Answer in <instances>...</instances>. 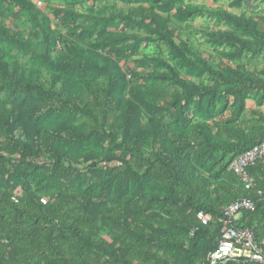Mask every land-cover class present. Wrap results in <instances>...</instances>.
Here are the masks:
<instances>
[{
	"label": "trees",
	"instance_id": "1",
	"mask_svg": "<svg viewBox=\"0 0 264 264\" xmlns=\"http://www.w3.org/2000/svg\"><path fill=\"white\" fill-rule=\"evenodd\" d=\"M150 1L145 0L152 4L148 10L117 16L154 36L147 41L162 42L170 53L173 66L154 60L165 72L142 76L148 87L130 85L119 66L122 49L114 45L124 36L107 37L83 52L74 32L52 30L23 2L42 37L39 51L6 31L0 5V40L37 56L45 66L57 48V65L65 73L90 70L103 79L71 82L57 75L46 87L38 72L0 52V96L7 102L0 97V264H206L217 246L223 207L242 197L252 199L255 210L242 213L238 226L251 229L256 241L264 240V199L256 195L264 185V161L249 170L256 182L252 191L228 170L233 159L264 141V130L251 125L226 144L214 141L203 124L186 133L166 121L193 102L213 108L230 98L239 115L249 96L264 94V80L211 67L186 42L177 43L168 21L156 13L155 8L170 13L173 1ZM177 10L191 17L205 9ZM213 13L252 40L210 33L212 44L233 47L237 55L264 47V35L250 20L223 10ZM54 14L72 29L71 14L63 9ZM106 47L110 54L102 57L96 49ZM182 71L206 75L212 85H196ZM82 119L85 123H76ZM205 159L221 164V181L200 172ZM200 211L210 217L208 226L197 218Z\"/></svg>",
	"mask_w": 264,
	"mask_h": 264
},
{
	"label": "rangeland",
	"instance_id": "2",
	"mask_svg": "<svg viewBox=\"0 0 264 264\" xmlns=\"http://www.w3.org/2000/svg\"><path fill=\"white\" fill-rule=\"evenodd\" d=\"M156 0H151L154 2ZM174 7L170 13L162 12L155 8L156 13L166 19L169 30L175 33L177 43L186 42L189 49L204 59L216 70H239L241 73L251 75L254 78L264 80V47L261 49L244 50L240 55L234 52L233 47L212 44L210 33H230L241 40H252L244 31L231 27L222 21L213 11L223 10L235 16L244 17L254 23L260 33L264 35V0H172ZM29 3L52 30L61 35L75 33L79 48L83 52L93 50V45L106 40L107 37L124 36V41L114 45L116 49H122L119 66L123 73L127 74V81L132 86L148 87L143 77L164 73L165 70L157 65L154 60H163L174 65L170 53L162 42L147 41L154 39L142 30L130 28L117 18L119 14H129L138 9H150L152 4L145 0H0L4 9L2 25L7 32L21 35L24 41H31L42 51V37L27 12L21 8L22 3ZM160 7V2H156ZM156 7V6H155ZM163 8V7H162ZM177 8L186 11L188 9H205L201 14L187 17L178 14ZM55 9H63L72 17H68L72 29L63 27L54 14ZM96 23V24H95ZM102 56L110 54L108 47L96 49ZM0 52H4L9 60L15 61L20 67L39 73L40 83L49 85L51 76L66 78L71 82L96 81L102 83L103 79L94 76L90 70L83 73L67 74L57 65L61 59L60 52L53 50L51 59L53 62L43 64L41 59L27 53L11 41L0 40ZM91 57L85 56V59ZM63 71V72H62ZM135 75V76H133ZM184 78L196 85L211 86L212 81L206 75L197 76L196 73L182 71ZM143 76V77H142ZM57 88L60 85L56 86ZM1 100L5 103L6 97L1 94ZM166 121L174 129L188 133L192 126H207L210 137L214 141L223 140L226 144L236 142L233 133L244 130L248 132L251 125H258L264 130V94L257 92L249 96L245 101L243 111L237 115V110L232 99L218 101L215 107L207 104L199 105L193 102L184 114L167 116ZM77 124L85 123L78 120ZM214 158L220 157L219 153ZM212 160H202L199 169L203 174H208L215 179V183L221 181L224 173L220 171L221 164ZM135 164V162H132ZM225 163V161H224ZM216 175V176H215Z\"/></svg>",
	"mask_w": 264,
	"mask_h": 264
},
{
	"label": "built area",
	"instance_id": "3",
	"mask_svg": "<svg viewBox=\"0 0 264 264\" xmlns=\"http://www.w3.org/2000/svg\"><path fill=\"white\" fill-rule=\"evenodd\" d=\"M262 161L264 141L233 159L228 170L240 180L244 190L252 191L256 188V182L249 170ZM256 195L264 199V185L256 190ZM254 210L255 202L246 197L223 207L222 217L216 222L217 246L207 254L206 264H227L229 261L264 264V240L256 241L251 229L238 226L242 213ZM197 218L203 226H208L211 222L210 217L202 211L197 213Z\"/></svg>",
	"mask_w": 264,
	"mask_h": 264
}]
</instances>
